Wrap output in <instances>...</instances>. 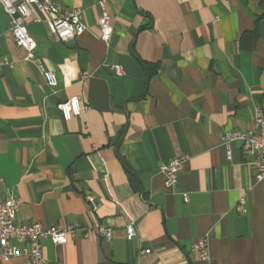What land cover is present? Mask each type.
Instances as JSON below:
<instances>
[{
	"label": "crops",
	"instance_id": "1",
	"mask_svg": "<svg viewBox=\"0 0 264 264\" xmlns=\"http://www.w3.org/2000/svg\"><path fill=\"white\" fill-rule=\"evenodd\" d=\"M53 1L81 9L86 30L58 40L34 7V62L0 6V59L9 61L0 68V199H19L20 223L99 221L112 239L43 240L45 264H206L192 251L200 237L211 264H264V179L240 142L223 141L252 127L256 107L264 113V0ZM136 57L158 63L157 73L147 80ZM37 63L54 70V88ZM72 96L86 108L65 119L57 103ZM177 157V183L165 187L161 166Z\"/></svg>",
	"mask_w": 264,
	"mask_h": 264
},
{
	"label": "built area",
	"instance_id": "2",
	"mask_svg": "<svg viewBox=\"0 0 264 264\" xmlns=\"http://www.w3.org/2000/svg\"><path fill=\"white\" fill-rule=\"evenodd\" d=\"M102 16L99 18L101 29V38L108 41L112 32L110 24V15L104 8ZM5 12L11 18V32L14 42L18 47L24 48L27 52L26 59L35 61L36 41L30 35L27 24V17L33 13V8L43 12L47 16V23L51 33L61 41H67L73 37L84 33L86 27L81 18V9L73 8L63 10L53 0H0ZM40 22V18L34 19ZM4 64H9L6 58L0 59V68ZM45 82L49 88H54L58 83V78L54 70L47 68L43 63H37ZM117 75L123 74L121 65L112 66ZM85 71L83 78L87 76ZM57 108L62 112L65 119L80 115L86 108L81 103L79 96H72L65 101L57 103ZM223 141L228 146L233 142H240L243 153L247 157V163L255 169V178L257 181L264 179V113L260 107H256L253 115V124L247 130H227L223 134ZM230 154V150H228ZM183 157L172 159L161 166L164 175L165 187H172L177 183ZM87 200L95 203L91 195L86 196ZM185 199L187 196L185 195ZM20 201L16 197L7 196L0 199V260L11 261L13 259L24 257L30 264H45L43 255V240H48L54 245H64L70 239L78 236L92 237L101 236L106 240L112 239V230L99 221L93 225L84 228L79 223L66 226L52 225L45 226L40 222L20 223L16 220ZM136 234L134 223L131 221L126 226V236L133 239ZM149 252V249L145 250ZM192 251L206 263L210 262V253L208 242L205 237H200L194 241Z\"/></svg>",
	"mask_w": 264,
	"mask_h": 264
},
{
	"label": "trees",
	"instance_id": "3",
	"mask_svg": "<svg viewBox=\"0 0 264 264\" xmlns=\"http://www.w3.org/2000/svg\"><path fill=\"white\" fill-rule=\"evenodd\" d=\"M136 58H137V61L139 62V64L146 71L147 80L149 78H151L154 74L157 73L158 68H159L158 63H150V62L143 61L138 57H136ZM123 165H124V168L128 174L130 183L133 186V188L136 191H142V188L140 186V182H139L136 174L134 173L133 169L131 168V166L127 162H125L124 160H123Z\"/></svg>",
	"mask_w": 264,
	"mask_h": 264
}]
</instances>
